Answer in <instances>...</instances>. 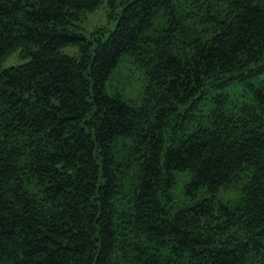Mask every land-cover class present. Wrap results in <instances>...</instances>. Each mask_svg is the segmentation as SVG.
Listing matches in <instances>:
<instances>
[{
    "label": "trees",
    "instance_id": "trees-1",
    "mask_svg": "<svg viewBox=\"0 0 264 264\" xmlns=\"http://www.w3.org/2000/svg\"><path fill=\"white\" fill-rule=\"evenodd\" d=\"M104 1L0 0V264H264V0Z\"/></svg>",
    "mask_w": 264,
    "mask_h": 264
},
{
    "label": "rangeland",
    "instance_id": "rangeland-1",
    "mask_svg": "<svg viewBox=\"0 0 264 264\" xmlns=\"http://www.w3.org/2000/svg\"><path fill=\"white\" fill-rule=\"evenodd\" d=\"M117 1H120V0H117ZM109 10H110V4L108 0H105L95 11L88 12L86 13V15H84L82 20L78 23L80 26L78 30L84 32L87 36H90L91 31H93L97 26H107V25L109 26L110 25V22L108 19ZM63 50L70 55H79V52H80L79 47L75 44L67 45L63 48ZM24 61H25V58L22 57L19 51L17 50V51H14L4 61L2 66L7 67V66L19 64ZM130 64L131 62L128 61V57L126 56L125 59L120 63L118 69L115 70V74L117 73V71H120V75L122 77L125 76L126 78V73H125L126 66H128L129 68H134V67H131ZM133 71H134V74L132 75L130 82H126L124 84L123 81L117 80V82H115V87H120V89L122 90L124 89V92L131 93L132 91H130L129 89L132 88V84H134L137 77H140V73H141V71L140 70L138 71L137 69H133ZM183 187H184V180L182 179V177H179L178 182L175 187V193L179 199H181V196H182L181 191ZM219 195H221V197L224 200H228L231 197H234V193H232V191L221 192Z\"/></svg>",
    "mask_w": 264,
    "mask_h": 264
}]
</instances>
